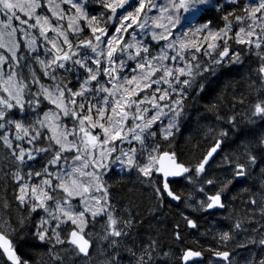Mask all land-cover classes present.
<instances>
[{
  "label": "snow or ice",
  "instance_id": "6c2138e0",
  "mask_svg": "<svg viewBox=\"0 0 264 264\" xmlns=\"http://www.w3.org/2000/svg\"><path fill=\"white\" fill-rule=\"evenodd\" d=\"M206 254L264 264V0H0V264Z\"/></svg>",
  "mask_w": 264,
  "mask_h": 264
},
{
  "label": "trees",
  "instance_id": "16d2710c",
  "mask_svg": "<svg viewBox=\"0 0 264 264\" xmlns=\"http://www.w3.org/2000/svg\"><path fill=\"white\" fill-rule=\"evenodd\" d=\"M231 84L232 89H239L243 90L245 85L243 81L241 80L240 75L230 74L226 75L221 78V81L219 83L220 88H227L228 85ZM229 95H231V89H229ZM183 136L178 137V142L180 145V150L187 153L191 149V144L186 143L187 139L189 137H196L199 138L200 133L197 130V126L195 123V120H193L191 123L187 124L185 128L182 130ZM113 182L115 183L114 190L116 193L123 198V200L128 203L129 200H133L135 196H139V186L135 185V182H133L128 177H122V175L113 176ZM135 187L137 191L135 193L130 192V189H133ZM219 217V213L216 214V216L208 217L207 219L202 218L201 219V230L200 233L192 232L190 230L182 229L185 235V244L191 245L194 247L203 246L204 248L209 247L213 241L210 237L206 238L205 236L201 235L205 231L206 228L211 227L213 223L216 222L217 218ZM174 218L169 215L168 220H166L163 224L159 225L160 230L164 236V244L167 247H171L174 252L177 253V255L180 253L182 246L176 245L170 236L168 235V232H170L172 223ZM222 224L226 225V221H221ZM233 247V246H230ZM242 251V250H241ZM241 256L247 255L246 250H243V252L240 253ZM207 258L208 254H206L205 258V264H207ZM178 264V262H177Z\"/></svg>",
  "mask_w": 264,
  "mask_h": 264
},
{
  "label": "flooded vegetation",
  "instance_id": "af4514ba",
  "mask_svg": "<svg viewBox=\"0 0 264 264\" xmlns=\"http://www.w3.org/2000/svg\"><path fill=\"white\" fill-rule=\"evenodd\" d=\"M114 176H118V175H114ZM122 177H128V176H122ZM129 179H131L133 182H134V177H128ZM114 192H115V194L117 195V193H116V191L114 190ZM122 200H123V198L122 197H120ZM124 201V200H123ZM124 203L126 204V202L124 201ZM244 250V249H237V251L239 252V253H241L242 251Z\"/></svg>",
  "mask_w": 264,
  "mask_h": 264
},
{
  "label": "rangeland",
  "instance_id": "374dc122",
  "mask_svg": "<svg viewBox=\"0 0 264 264\" xmlns=\"http://www.w3.org/2000/svg\"><path fill=\"white\" fill-rule=\"evenodd\" d=\"M117 197H119L120 198V196L117 194ZM122 200V199H121ZM122 202L124 203V201L122 200ZM243 252V251H242Z\"/></svg>",
  "mask_w": 264,
  "mask_h": 264
}]
</instances>
